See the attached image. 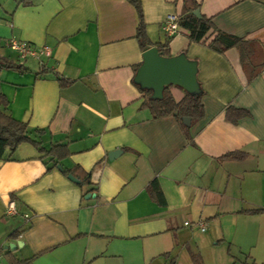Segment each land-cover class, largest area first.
Wrapping results in <instances>:
<instances>
[{
  "label": "crops",
  "instance_id": "obj_1",
  "mask_svg": "<svg viewBox=\"0 0 264 264\" xmlns=\"http://www.w3.org/2000/svg\"><path fill=\"white\" fill-rule=\"evenodd\" d=\"M20 1L0 0V54L24 65L0 73V93L32 139L57 148L23 143L0 159V264H192L212 242L264 263V71L249 80L239 50L215 52L211 34L192 42L180 26L169 37L183 0H141L149 48L168 42L169 56L198 62L205 115L186 130L144 104L135 76L147 49L128 0ZM197 1L219 29L264 47V0ZM12 39L52 56L20 61ZM229 107L249 115L232 122ZM235 151L244 158H222Z\"/></svg>",
  "mask_w": 264,
  "mask_h": 264
},
{
  "label": "trees",
  "instance_id": "obj_2",
  "mask_svg": "<svg viewBox=\"0 0 264 264\" xmlns=\"http://www.w3.org/2000/svg\"><path fill=\"white\" fill-rule=\"evenodd\" d=\"M136 9L139 16V25L136 38L139 40L142 48L149 49L152 45L146 32V24L144 21V12L141 0H128ZM20 3L28 4L27 0H21ZM200 8L197 0H183L182 11L179 15V25L189 31V37L192 42H201L208 40L209 34L213 35L209 41L210 49L218 53H225L230 49L236 48L240 52L241 61L249 80L254 79L264 71V47L256 41L247 40L219 29L212 18L202 15L201 18L194 14V11ZM164 56H169L170 51L167 48L168 42L154 45ZM44 67V66H43ZM4 69L23 70L22 63L14 62L9 58L0 54V73ZM49 73L47 68H42L40 75ZM62 86L71 82L65 80L55 73ZM170 87L166 86L162 98H154L151 89L141 88L144 94V104L148 106L155 118L175 115L182 126L189 130L191 127L183 122V118L190 117L192 122L201 120L205 115L203 104L204 90L197 92H189L185 90V95L180 101H176L170 91ZM9 101L7 97L0 93V159L4 158L8 151L14 152L23 143H31L35 145L41 152L51 153L57 146L51 150H46L41 143L32 139L30 136L29 125L26 122L15 119L8 111ZM249 115L245 109L229 107L227 110V118L232 122H237L241 117ZM39 133L43 130H38ZM245 153L242 151L229 152L225 154L223 159H243ZM149 188L152 194L160 201L163 200V192L159 184L155 181L151 182ZM260 210H250L257 213ZM2 249L0 248V252ZM192 264H204V260L200 253H191ZM12 264H28L29 261L21 262L19 260H11Z\"/></svg>",
  "mask_w": 264,
  "mask_h": 264
},
{
  "label": "water",
  "instance_id": "obj_3",
  "mask_svg": "<svg viewBox=\"0 0 264 264\" xmlns=\"http://www.w3.org/2000/svg\"><path fill=\"white\" fill-rule=\"evenodd\" d=\"M194 14L201 18L200 9L194 11ZM135 82L145 89L153 91L154 98H162L166 86L175 85L189 92H197L201 89L198 80V62L190 59L186 53L175 56H164L157 47L147 49L143 54V62L138 68L135 76ZM183 122L190 126L192 119L183 118ZM113 154H110L112 158ZM69 178L74 182L80 183V180L72 174ZM17 244H9L5 248L15 249Z\"/></svg>",
  "mask_w": 264,
  "mask_h": 264
},
{
  "label": "built area",
  "instance_id": "obj_4",
  "mask_svg": "<svg viewBox=\"0 0 264 264\" xmlns=\"http://www.w3.org/2000/svg\"><path fill=\"white\" fill-rule=\"evenodd\" d=\"M180 29L179 25V16L174 14L168 16L165 24L164 31L167 33L169 37L174 36L178 33ZM7 47L17 53L20 61H26L29 58L42 59L44 57L50 58L52 56V50L48 46L38 47L26 41H18V40H10L7 42ZM8 213L16 214V205L14 201H11L8 205ZM186 226H193L194 224L190 221L185 222ZM203 231L206 229V226L201 222L196 224Z\"/></svg>",
  "mask_w": 264,
  "mask_h": 264
},
{
  "label": "rangeland",
  "instance_id": "obj_5",
  "mask_svg": "<svg viewBox=\"0 0 264 264\" xmlns=\"http://www.w3.org/2000/svg\"><path fill=\"white\" fill-rule=\"evenodd\" d=\"M204 260V264H252L245 261V257H240L236 255L235 251H232L227 247V245H215V242L208 244L200 252ZM183 258V257H182ZM181 260L179 264H187ZM259 264H264L260 262Z\"/></svg>",
  "mask_w": 264,
  "mask_h": 264
}]
</instances>
